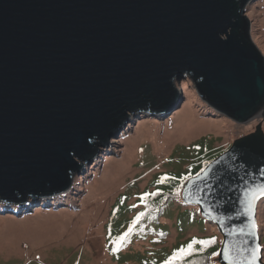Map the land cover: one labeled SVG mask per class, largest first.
Here are the masks:
<instances>
[{
	"label": "water",
	"instance_id": "water-1",
	"mask_svg": "<svg viewBox=\"0 0 264 264\" xmlns=\"http://www.w3.org/2000/svg\"><path fill=\"white\" fill-rule=\"evenodd\" d=\"M248 1L0 0V202L64 194L131 117L173 108L180 79L234 123L264 119ZM258 185L261 121L182 187L222 237L219 264L225 246L261 245L258 225L240 233L250 224L240 201Z\"/></svg>",
	"mask_w": 264,
	"mask_h": 264
},
{
	"label": "rangeland",
	"instance_id": "rangeland-1",
	"mask_svg": "<svg viewBox=\"0 0 264 264\" xmlns=\"http://www.w3.org/2000/svg\"><path fill=\"white\" fill-rule=\"evenodd\" d=\"M244 15L264 57V0L248 1ZM174 86L173 108L131 117L64 194L0 202V264H158L186 240L217 234L221 244L217 227L182 202L183 177L196 176L215 151L253 132L259 121L264 132V119L234 123L207 107L189 80ZM161 176L170 179L157 184ZM141 212L126 241L117 243ZM257 225L264 262V199Z\"/></svg>",
	"mask_w": 264,
	"mask_h": 264
},
{
	"label": "snow or ice",
	"instance_id": "snow-or-ice-1",
	"mask_svg": "<svg viewBox=\"0 0 264 264\" xmlns=\"http://www.w3.org/2000/svg\"><path fill=\"white\" fill-rule=\"evenodd\" d=\"M170 179L168 176H161L159 180L157 181V184H160L166 180ZM174 179V178H173ZM192 179V177L185 176L183 177V180H189ZM148 194H145V196H142L141 199H145V197ZM151 195H157V193H152ZM264 196V185H258L254 189H248L244 193L245 199H242L240 203L244 206L243 213L244 215L249 219L250 224L246 225L248 228V232L245 233V229L241 228L240 233L241 235H253L255 236L257 233V223L255 220V206L258 197ZM144 216V213H139L131 222L129 225L128 231L125 232L123 235L116 238V242H122L126 241L127 237L131 233L133 227L135 224L140 220V218ZM233 233L236 231V229L231 230ZM231 234V233H230ZM216 243L215 238L211 239H202L198 240L196 238H193L186 246H181L179 249L174 250L172 255L168 258L167 261H165V264H172L173 261L176 260H183L185 256H189L194 251L195 245H201L203 248H207L209 245H213ZM243 244H247L248 242L242 241ZM247 253V255H245ZM261 253V245L258 243L255 244L253 247H237L235 254L233 253V249L231 246H225L223 249V259L228 261V264H257V261L261 259L260 256ZM221 253L219 252H213L212 256H219Z\"/></svg>",
	"mask_w": 264,
	"mask_h": 264
},
{
	"label": "trees",
	"instance_id": "trees-1",
	"mask_svg": "<svg viewBox=\"0 0 264 264\" xmlns=\"http://www.w3.org/2000/svg\"><path fill=\"white\" fill-rule=\"evenodd\" d=\"M225 150H219L220 152H218V153H216L217 151H215L214 152L215 154L213 153L214 156H212V158H210V160L211 161L214 160L217 156H219ZM183 185L181 186V188L183 187ZM211 238H215V240H216L215 244L209 245L207 248H203L201 245H195L194 251L192 252L191 255L185 256V258L183 260L173 261L172 264H217L215 261V257L212 256V253L218 252V250H219V247H220L219 240H218L219 237L217 236V234H212L209 236H205L204 239H211ZM190 241L191 240H186L185 243L180 244L178 247L186 246ZM172 253H170L169 255H165L167 258L164 260L160 261V259L157 258L156 262L158 264H165V261H167V259L172 255Z\"/></svg>",
	"mask_w": 264,
	"mask_h": 264
},
{
	"label": "clouds",
	"instance_id": "clouds-1",
	"mask_svg": "<svg viewBox=\"0 0 264 264\" xmlns=\"http://www.w3.org/2000/svg\"><path fill=\"white\" fill-rule=\"evenodd\" d=\"M185 184V183H184ZM198 207V206H197Z\"/></svg>",
	"mask_w": 264,
	"mask_h": 264
}]
</instances>
